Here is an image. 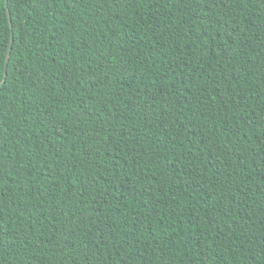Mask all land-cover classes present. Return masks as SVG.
Returning <instances> with one entry per match:
<instances>
[{"label": "trees", "instance_id": "16d2710c", "mask_svg": "<svg viewBox=\"0 0 264 264\" xmlns=\"http://www.w3.org/2000/svg\"><path fill=\"white\" fill-rule=\"evenodd\" d=\"M0 264H264V0H0Z\"/></svg>", "mask_w": 264, "mask_h": 264}, {"label": "water", "instance_id": "95a60500", "mask_svg": "<svg viewBox=\"0 0 264 264\" xmlns=\"http://www.w3.org/2000/svg\"><path fill=\"white\" fill-rule=\"evenodd\" d=\"M4 2H5V5H7V0H4ZM9 17H10V15H9V11L7 10V18H8V20L10 21ZM11 44H12V36H11V39H10V45H9V47H8V50H7L6 61H7V57H8V55H9V52H10V50H11ZM5 66H6V62H5ZM5 74H6V73H5ZM1 84H3V82H2Z\"/></svg>", "mask_w": 264, "mask_h": 264}]
</instances>
